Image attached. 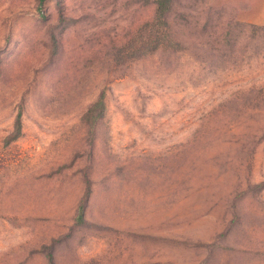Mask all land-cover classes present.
Listing matches in <instances>:
<instances>
[{
    "label": "rangeland",
    "instance_id": "1",
    "mask_svg": "<svg viewBox=\"0 0 264 264\" xmlns=\"http://www.w3.org/2000/svg\"><path fill=\"white\" fill-rule=\"evenodd\" d=\"M155 15L0 0V264H264V0Z\"/></svg>",
    "mask_w": 264,
    "mask_h": 264
},
{
    "label": "trees",
    "instance_id": "2",
    "mask_svg": "<svg viewBox=\"0 0 264 264\" xmlns=\"http://www.w3.org/2000/svg\"><path fill=\"white\" fill-rule=\"evenodd\" d=\"M174 1L175 0H153L156 8V15L154 19L163 21L167 25V30L164 33L167 42L172 43L174 46H179L181 40L178 37V33L172 29L169 18L167 17V14L174 7ZM79 218L80 220H82L83 218V215L81 213L79 214ZM50 259L51 255L49 257V260Z\"/></svg>",
    "mask_w": 264,
    "mask_h": 264
}]
</instances>
